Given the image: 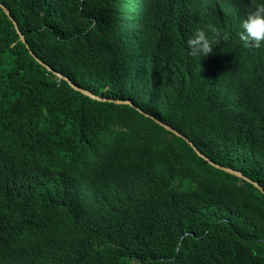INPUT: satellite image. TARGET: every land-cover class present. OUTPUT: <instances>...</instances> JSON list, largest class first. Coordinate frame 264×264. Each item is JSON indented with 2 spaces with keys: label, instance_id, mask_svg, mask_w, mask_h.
Wrapping results in <instances>:
<instances>
[{
  "label": "trees",
  "instance_id": "obj_1",
  "mask_svg": "<svg viewBox=\"0 0 264 264\" xmlns=\"http://www.w3.org/2000/svg\"><path fill=\"white\" fill-rule=\"evenodd\" d=\"M0 2V264H264V194L193 147L264 188L251 0Z\"/></svg>",
  "mask_w": 264,
  "mask_h": 264
},
{
  "label": "clouds",
  "instance_id": "obj_2",
  "mask_svg": "<svg viewBox=\"0 0 264 264\" xmlns=\"http://www.w3.org/2000/svg\"><path fill=\"white\" fill-rule=\"evenodd\" d=\"M251 3L252 8L240 22L239 35L246 45L259 48L264 44V0H251ZM216 44L215 36L202 28L195 29L186 41L188 54L199 59L212 52Z\"/></svg>",
  "mask_w": 264,
  "mask_h": 264
},
{
  "label": "water",
  "instance_id": "obj_3",
  "mask_svg": "<svg viewBox=\"0 0 264 264\" xmlns=\"http://www.w3.org/2000/svg\"><path fill=\"white\" fill-rule=\"evenodd\" d=\"M0 7L4 10V12L10 16V9L5 6L4 4H2L0 2ZM14 24H15V28H16V31L18 32L19 36H20V40L26 44L27 48L30 49L28 43H27V40H26V36L21 32V29L18 25V23L13 20ZM30 53L34 56V58L40 63L42 64L43 66H45L49 71L53 72L55 75H57L59 78L61 79H64L66 80L75 90L77 91H80L81 93H83L84 95L86 96H89L90 98L92 99H95V100H99V101H107V99L105 98H101L99 96H97L96 94L92 93L91 91H89L88 89H84V88H81L79 87L78 85H76L69 77L65 76L64 74H61L60 72L58 71H55L50 65L46 64L44 61H42L37 55L34 54L33 51L30 50ZM108 101H111V102H115V103H118V104H129V105H133V103L130 101V100H118V99H110ZM149 115V114H147ZM161 125H163L167 130H169L170 132L180 136V137H183L185 138L181 133L178 132V130L170 127L169 125L165 124L164 122L160 121V120H157ZM187 140V138H185ZM192 144V143H191ZM193 145V144H192ZM194 149L197 151V153L203 157L205 160H207L208 162H210V164L214 165L215 167L227 172V173H230L231 175H234V176H237L241 179H244V180H247L249 182H251L256 188H258L263 194H264V188L257 182L249 179L248 177L244 176L242 174V172L240 171H237L235 169H232V168H228V167H224V166H221L219 164H216L214 163L213 161H211L207 156H205L204 154H202L195 146H193Z\"/></svg>",
  "mask_w": 264,
  "mask_h": 264
},
{
  "label": "rangeland",
  "instance_id": "obj_4",
  "mask_svg": "<svg viewBox=\"0 0 264 264\" xmlns=\"http://www.w3.org/2000/svg\"><path fill=\"white\" fill-rule=\"evenodd\" d=\"M132 264H139V262L136 261V259H132Z\"/></svg>",
  "mask_w": 264,
  "mask_h": 264
}]
</instances>
